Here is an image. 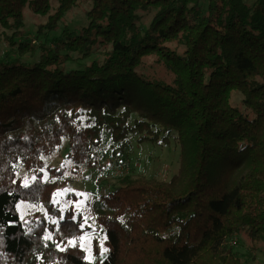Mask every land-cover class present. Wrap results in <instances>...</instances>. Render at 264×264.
Masks as SVG:
<instances>
[{
  "label": "trees",
  "instance_id": "trees-1",
  "mask_svg": "<svg viewBox=\"0 0 264 264\" xmlns=\"http://www.w3.org/2000/svg\"><path fill=\"white\" fill-rule=\"evenodd\" d=\"M82 5L87 24L64 25ZM27 12L46 19L33 39ZM0 44L18 56L0 61V264H242L237 235L264 245V0H0ZM105 135L124 156L175 143L179 168L120 177L86 214L54 194Z\"/></svg>",
  "mask_w": 264,
  "mask_h": 264
},
{
  "label": "rangeland",
  "instance_id": "rangeland-1",
  "mask_svg": "<svg viewBox=\"0 0 264 264\" xmlns=\"http://www.w3.org/2000/svg\"><path fill=\"white\" fill-rule=\"evenodd\" d=\"M253 1L254 0H248L250 3ZM85 9L86 6L84 5L75 8L65 15L62 23L71 29H78L85 26L87 24ZM45 20L46 19L43 17L35 16L30 12H27L25 27L26 39H33L37 25L45 22ZM63 24H61V27ZM37 57V55L30 56L29 54H26L22 56L20 60L24 63H31L36 60ZM15 58H18L16 54L10 52L5 45L0 44V61ZM91 60L92 59L85 60L83 61V64H88ZM67 67L69 69L79 68L80 65L77 63H67ZM240 100L241 96L239 94H232L231 102L233 105L240 102ZM117 148L118 145L114 144L108 135H105L102 144L95 151L96 166L94 168H77L70 166L65 175L61 176V180L65 178L67 180V185L61 191V195L65 196L72 192L79 196V202L76 203L79 211H84V213L88 214L89 205L96 201L98 196L107 188L116 185L120 177L139 175L169 180L179 168L180 148L175 143H172L168 147H159L147 143L140 144L137 143L135 139H132L131 149L127 153V156H124L123 154L119 155L118 152H116ZM67 151L68 145L65 143L60 155L51 159H45L46 165L52 168H61L66 161ZM49 174L46 173V179H56ZM33 206L34 205L25 203L21 204L20 210L22 216L26 217L27 215L36 212L38 209L42 211L44 210L42 207ZM89 223L93 229L96 230V233L92 231L86 233L82 240V244L86 245L88 249L85 250L88 258L90 256L91 259L94 260L96 258L93 256L92 251L93 237L95 235L99 237L100 233L94 219H90ZM235 239L237 244L229 245V247L233 252L237 253L242 264H264V245H258V250L255 253H251L249 252L251 244L244 235L239 234Z\"/></svg>",
  "mask_w": 264,
  "mask_h": 264
},
{
  "label": "snow or ice",
  "instance_id": "snow-or-ice-1",
  "mask_svg": "<svg viewBox=\"0 0 264 264\" xmlns=\"http://www.w3.org/2000/svg\"><path fill=\"white\" fill-rule=\"evenodd\" d=\"M33 180H35V177H33ZM29 186H30V185H29L28 181L25 180L24 183H23V185H22V187H24V188H29ZM65 191H67V190H65ZM61 194H62V193L57 192V193L54 194V197H55V196H59V195H61ZM17 207L19 208L20 205L18 204ZM33 207H34V206H33ZM21 219H23V217H21ZM44 239H45L46 241H48V240L51 239V236H50L49 234H46V235L44 236ZM81 239H83V238H81ZM68 245L71 246V247H75V246H76V242L73 241V240H69V241H68ZM46 246H47V245H46ZM57 247L59 248L60 251H65V250H66L65 248L59 247V245H57ZM81 247L85 248V250H88L87 247H86V245H83V244H82ZM102 251H103V252H106L107 249H103V248H102ZM90 259H91V257L89 256V260H90Z\"/></svg>",
  "mask_w": 264,
  "mask_h": 264
},
{
  "label": "built area",
  "instance_id": "built-area-1",
  "mask_svg": "<svg viewBox=\"0 0 264 264\" xmlns=\"http://www.w3.org/2000/svg\"><path fill=\"white\" fill-rule=\"evenodd\" d=\"M229 244H230V245H236V244H237V243H236V239L234 238Z\"/></svg>",
  "mask_w": 264,
  "mask_h": 264
}]
</instances>
